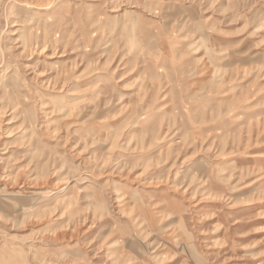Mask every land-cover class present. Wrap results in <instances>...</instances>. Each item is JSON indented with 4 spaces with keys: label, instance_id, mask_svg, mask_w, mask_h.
<instances>
[{
    "label": "rangeland",
    "instance_id": "rangeland-1",
    "mask_svg": "<svg viewBox=\"0 0 264 264\" xmlns=\"http://www.w3.org/2000/svg\"><path fill=\"white\" fill-rule=\"evenodd\" d=\"M0 264H264V0H0Z\"/></svg>",
    "mask_w": 264,
    "mask_h": 264
}]
</instances>
